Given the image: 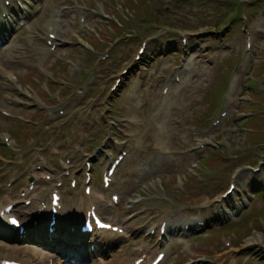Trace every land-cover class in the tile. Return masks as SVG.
Segmentation results:
<instances>
[{"label": "rangeland", "instance_id": "374dc122", "mask_svg": "<svg viewBox=\"0 0 264 264\" xmlns=\"http://www.w3.org/2000/svg\"><path fill=\"white\" fill-rule=\"evenodd\" d=\"M71 1L73 0H50L45 14L31 18L30 27L34 32H38L48 13L53 9L69 6ZM80 1L93 8V1L97 0ZM98 1L104 2L106 16L98 20L91 13L88 17L90 27L99 33L102 40L106 41L105 43L95 42L99 48L98 53L91 55L80 48L78 43L75 44L78 34L76 27L78 15L71 16L66 13L58 26V35L62 39V45L48 61V68L53 72L57 81L67 83L60 89L66 96L82 86L81 81L85 75L82 77L79 71L87 73L92 67L89 59H95L96 55L103 52L107 44L116 41L121 36L130 34L133 39L131 44L126 47V52H130L131 45L134 44V50L136 49L140 41L138 38L156 34L163 25L192 30L189 28L187 16L195 18L196 25H198L194 29L195 31L206 33L200 40L193 42L195 44H193L192 51H195L194 55L197 58L194 70L190 74V76L193 75L192 88L185 96L187 127L190 130H192L191 125L204 128L218 111L220 97L226 88L229 75L232 78L237 73V77H240L237 89L232 95L229 117L223 127L201 140L209 145L205 151L184 157L177 156L172 160L165 159L161 157L158 150L151 148L149 133H147L140 151L122 165L118 177L117 188L121 192L124 203H128V199L136 201L139 197V189L146 196L145 202L136 207L143 214L138 215L135 224L145 220L157 222L159 217L165 214L168 215L171 223L177 224L183 220H189L193 215L203 217L204 214H207L204 212L209 207L212 212L217 213L218 208L215 205V200L227 188L229 176L234 170L247 165H264V149H260V153L257 152L258 148H264V92L262 89L257 90V84L259 88L264 85V34L257 35L255 32L256 18L264 16V0H195L180 9H174L170 15L164 11L166 3L163 0H122V3L117 5H114L110 0ZM175 1L171 0V4ZM156 4L160 5L158 14L161 22L151 24L149 23L151 21L149 13ZM191 6H196L197 11L194 13L190 11ZM123 8L128 10L129 14H126ZM242 13H245L249 18L248 30L254 37L251 53L247 57L245 54L242 55L244 52L241 33L243 24L240 21H235L232 28L227 25L229 15L235 14L239 17V14ZM116 23H119V26ZM216 24L219 26L215 27ZM218 29L221 30L218 31ZM131 30H135L136 34L133 35ZM219 32L223 33L219 34ZM15 33L17 35L14 36ZM85 35V40L92 41V35ZM0 41V106L15 114L32 117L34 113L12 107L14 105L12 100L19 96L15 85L21 83L22 90H30L32 86L35 88L34 85H42L41 78V80L35 79L37 83H34L33 79L37 77V73L31 66L30 62L32 61L24 58L31 54V50L26 48L21 32L6 33L0 38ZM90 43L96 48L92 42ZM177 43L178 40H175L174 43L173 39L166 38L162 42L161 48L150 46L149 54L144 60L151 62V69L155 75L168 77L172 74L176 64L182 63ZM125 44L124 40L122 46ZM172 53L177 54L173 55ZM153 58L154 62H152ZM251 66H254L253 72ZM114 67L117 71L122 68V66H113L109 70L112 71ZM111 71L110 74L113 75ZM9 72L15 75L16 80L13 83L8 79ZM68 84L72 87H68ZM226 95L230 94L226 93ZM123 102L124 94L120 97L116 96L111 102V115L122 116ZM251 112L252 117L249 118ZM141 117L143 118L144 114ZM178 117L180 115H174L170 124L169 118L167 124V131L172 130V138L167 143V148L170 150L182 148L183 144L195 145L196 142H200L198 138L193 139L190 134L187 140L181 141L180 138L178 140L174 129ZM246 119L248 120L245 121ZM1 126L3 130L12 133L20 132L22 129L24 137L29 135L28 132L31 135L33 131L32 128H29L27 132L24 130L25 127L18 123L3 120ZM221 144H224L225 149L221 148L220 151V147L217 145ZM157 159L158 161H156ZM137 167L148 169L149 172L153 167H156L162 178L163 188L153 186L152 182L149 183L148 179L151 178V175L147 174L138 176L139 178L132 177L128 184H123L122 178L125 175L131 176L132 170ZM165 196L167 197L166 201H164ZM65 197L66 217L70 218L72 207L77 208L78 203L73 194H69L67 191ZM113 216L114 220L122 221L125 214L118 210ZM261 223H264V186L257 192L253 208L242 216V222L219 231H209V239L202 236L196 237L197 239L192 242V253L181 255L178 248L172 249L171 256L165 264H196V259L202 256V253L210 254L213 249L221 247L219 243L215 245L217 244L216 236H219V239L223 236L233 235L235 243H240V245L234 246L248 247L255 237L258 242L264 244V232H260L259 228L255 232V227L260 226ZM97 240L99 247L94 257H103L104 262L109 264L116 261L120 247L126 245L125 240L113 238L108 234ZM36 249L33 245L26 243L6 244L0 240V254L6 253L10 257L29 260L35 264H37L38 258ZM252 251L264 259V254L256 249ZM85 252L87 253V250ZM250 264L258 263L253 261Z\"/></svg>", "mask_w": 264, "mask_h": 264}, {"label": "bare ground", "instance_id": "6f19581e", "mask_svg": "<svg viewBox=\"0 0 264 264\" xmlns=\"http://www.w3.org/2000/svg\"><path fill=\"white\" fill-rule=\"evenodd\" d=\"M78 214H79V212H78ZM75 216H76V214H75ZM76 219H79V217H77ZM76 219H72L70 222H72V221H74V220H76ZM255 242H258V240L256 239V237L253 239V241L252 242H250V243H255Z\"/></svg>", "mask_w": 264, "mask_h": 264}]
</instances>
